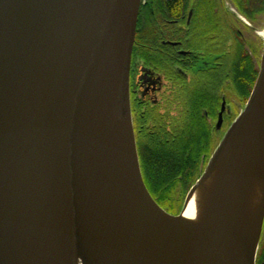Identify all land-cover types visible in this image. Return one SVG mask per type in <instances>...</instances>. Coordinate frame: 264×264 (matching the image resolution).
<instances>
[{"label":"water","instance_id":"water-1","mask_svg":"<svg viewBox=\"0 0 264 264\" xmlns=\"http://www.w3.org/2000/svg\"><path fill=\"white\" fill-rule=\"evenodd\" d=\"M141 4L24 0L0 23V264H71L77 246L83 264H256L264 183L255 251L236 234L235 215L220 209L229 218L206 235L181 214L240 144L264 152V43L245 107L172 214L145 183L133 124ZM124 123L136 163L118 133Z\"/></svg>","mask_w":264,"mask_h":264},{"label":"flooded vegetation","instance_id":"flooded-vegetation-1","mask_svg":"<svg viewBox=\"0 0 264 264\" xmlns=\"http://www.w3.org/2000/svg\"><path fill=\"white\" fill-rule=\"evenodd\" d=\"M169 1L142 0L130 73L134 130L137 135L141 127L147 128L151 112L161 118L166 112L179 120L178 87L186 82L185 88L193 93L215 92L216 102L209 103L210 111L203 110L199 128L215 141L220 138L217 146L238 116L228 122L234 102L228 93V70L235 74L240 60L247 71L252 67L259 72V44L253 38L257 19L264 13V0H173L172 13L168 12ZM241 83L237 87L242 99L250 77ZM170 104L175 106L170 108ZM210 157L201 163L207 165Z\"/></svg>","mask_w":264,"mask_h":264},{"label":"trees","instance_id":"trees-1","mask_svg":"<svg viewBox=\"0 0 264 264\" xmlns=\"http://www.w3.org/2000/svg\"><path fill=\"white\" fill-rule=\"evenodd\" d=\"M172 3L173 0L167 3L169 13L173 12ZM251 68L247 71L238 60L235 74L232 69L228 70V79H231L228 88H231L232 80L242 85L241 82L250 77L246 100L258 76V72ZM185 86L187 83L181 82L178 87V107L182 109L179 120L171 119L166 112H163L162 118L160 114L157 116V113L151 112L147 128L138 127V134H141L138 151L143 178L157 202L172 214L181 211L189 190L200 174L203 158L208 159L216 147L215 139L206 136V131L199 128L203 125L200 122L205 116L203 110L210 111V104L216 102L215 92L210 90L209 94L202 90L196 94ZM215 108L216 104L214 112ZM257 263L264 264V248Z\"/></svg>","mask_w":264,"mask_h":264},{"label":"bare ground","instance_id":"bare-ground-1","mask_svg":"<svg viewBox=\"0 0 264 264\" xmlns=\"http://www.w3.org/2000/svg\"><path fill=\"white\" fill-rule=\"evenodd\" d=\"M18 2L24 0H0V23ZM260 34L264 35V30ZM118 133L125 150L136 163L132 125L120 124ZM263 183L264 152L253 153L240 144L203 185L190 193L181 214V221L206 235H213L216 234V225L224 222L223 217H227L223 214L221 216V212L218 215L221 209L224 214L236 216V234L246 247L255 251L258 246V215L263 197ZM71 264H83L78 246L73 250Z\"/></svg>","mask_w":264,"mask_h":264},{"label":"rangeland","instance_id":"rangeland-1","mask_svg":"<svg viewBox=\"0 0 264 264\" xmlns=\"http://www.w3.org/2000/svg\"><path fill=\"white\" fill-rule=\"evenodd\" d=\"M263 29H264V13L257 19V22L255 24V34H254L255 37L253 38L259 44V58L261 57L260 55L263 52L264 38H263V35L260 34V32L263 31ZM228 93L231 94L230 97L234 100V102L230 105V109L231 110L229 109L228 122H230V120L233 121L234 117L239 115L241 110L245 107L250 95H249V97L246 100V95H247V92H246V94L241 99L240 96H239V93H240L239 87H237V84L233 80H232L231 88H228ZM250 94H251V92H250ZM157 97H158L159 101H163V97L161 98V95H158ZM135 137H136L137 149L139 150V141L141 142V139H140L141 134L140 135L139 134L136 135V133H135ZM219 140H220V138L216 139V141H215L216 144L218 143ZM216 144H215V146H216ZM138 153H139V151H138ZM204 159L205 158H203V160ZM205 167H206V164L204 162L201 163V165H200V174L198 175L196 181L202 175V172L204 171ZM261 242H263V244H264V225H263V230H262V234H261V238H260V244H261Z\"/></svg>","mask_w":264,"mask_h":264}]
</instances>
